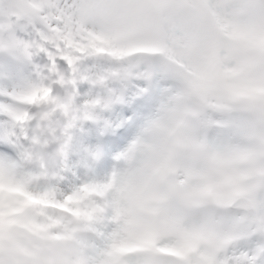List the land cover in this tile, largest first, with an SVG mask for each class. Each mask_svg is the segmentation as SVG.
Instances as JSON below:
<instances>
[{
	"label": "clouds",
	"instance_id": "9594fccd",
	"mask_svg": "<svg viewBox=\"0 0 264 264\" xmlns=\"http://www.w3.org/2000/svg\"><path fill=\"white\" fill-rule=\"evenodd\" d=\"M82 12L91 38L0 120V264H229L264 232V0ZM130 93L154 103L101 168L74 146Z\"/></svg>",
	"mask_w": 264,
	"mask_h": 264
},
{
	"label": "snow or ice",
	"instance_id": "6c2138e0",
	"mask_svg": "<svg viewBox=\"0 0 264 264\" xmlns=\"http://www.w3.org/2000/svg\"><path fill=\"white\" fill-rule=\"evenodd\" d=\"M23 3L24 0H0V55L22 61L26 65L25 73L31 74L26 87L0 88V120L10 119L8 109L18 106L20 95L44 86L48 69L66 65L61 60L66 50H80L91 38V29L82 12L84 0H28L32 5L28 10L3 8L5 4ZM141 92L147 93V89ZM146 95L154 99L151 94ZM131 131L132 126L125 129L126 134ZM0 148L12 151L5 145ZM229 264H264V232H253L241 241L230 254Z\"/></svg>",
	"mask_w": 264,
	"mask_h": 264
},
{
	"label": "bare ground",
	"instance_id": "6f19581e",
	"mask_svg": "<svg viewBox=\"0 0 264 264\" xmlns=\"http://www.w3.org/2000/svg\"><path fill=\"white\" fill-rule=\"evenodd\" d=\"M3 57H4L3 55H0V61L4 62V64H5L4 68H0V72L2 73V74H0V88L12 89L13 87L14 88L26 87L27 84L30 83V76L28 74H26L24 71L23 76H22L23 85L20 86L18 84V80L21 77L18 76V74L15 70L16 67L14 66L15 64H18L19 67H21L25 64L22 61L16 60L17 63L15 62V64L13 65V63H10V61H8L7 59L3 60ZM131 95H132V93H130L126 97V99L123 101V105L125 104V101L129 100V97ZM140 96L145 97V103L142 104L141 107H138L136 105L133 107L134 103H132L129 106V109L127 110V112H125L124 114H122L118 111V105H116L113 108L112 114L109 116V119H108L109 124H108V126H106L107 129H106L105 135H109V133L113 132V130L115 129L116 123H120L124 119L123 115H127L128 113H135V110L140 111L141 109H143V107L149 108V110L151 109V106H152V104L150 103L151 99H149L146 94L140 95ZM135 129L132 131L130 136L125 139V141L122 145H114L113 142L112 143L110 142V140H108L105 145L103 143L100 145V150L104 153V156L101 160V168L107 167L111 164V157L124 146V144L127 142V140L134 133ZM101 139H103V136L101 137ZM75 148L77 149V147H75ZM0 150H3V148H0ZM3 151H5V150H3ZM108 158H110V159H108Z\"/></svg>",
	"mask_w": 264,
	"mask_h": 264
},
{
	"label": "rangeland",
	"instance_id": "374dc122",
	"mask_svg": "<svg viewBox=\"0 0 264 264\" xmlns=\"http://www.w3.org/2000/svg\"><path fill=\"white\" fill-rule=\"evenodd\" d=\"M5 59H7L8 61L10 60H15L16 62V58L15 57H6L4 56ZM17 63V62H16ZM15 63H13L14 65ZM16 67V72L18 74V76H20L21 78L18 80V84L20 86L23 85V79H22V76H23V73L25 71V67L26 65H23L21 67H19L18 64H15L14 65ZM5 67V64L4 62L0 61V68H4ZM54 68H55V65H54ZM55 70V69H54ZM29 76L31 75L30 73L28 74ZM8 78V77H7ZM14 88V87H13ZM136 95L135 93H132L131 97H132V100L133 99H136ZM113 110V109H112ZM118 111L120 112V110L118 109ZM112 114V111L110 113V115ZM109 115V116H110ZM109 119V117H108ZM125 121V119L123 121H121V123H123ZM120 123V124H121ZM120 126L119 123H116L115 125V129H117V127ZM106 126L104 124H99V125H93L91 127H88V128H85L81 134V138L77 141V143L75 144L74 147H77V149H79L80 145L81 144H84L86 146H90V147H94V148H99L100 149V138H101V135L103 133L106 132ZM116 132V131H115ZM118 152V151H117Z\"/></svg>",
	"mask_w": 264,
	"mask_h": 264
}]
</instances>
